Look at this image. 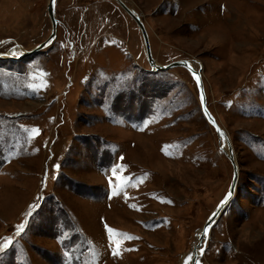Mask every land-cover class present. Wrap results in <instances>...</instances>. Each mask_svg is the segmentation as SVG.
I'll list each match as a JSON object with an SVG mask.
<instances>
[{"label":"rangeland","instance_id":"374dc122","mask_svg":"<svg viewBox=\"0 0 264 264\" xmlns=\"http://www.w3.org/2000/svg\"><path fill=\"white\" fill-rule=\"evenodd\" d=\"M122 1L235 195L119 2L0 0V264H264V0Z\"/></svg>","mask_w":264,"mask_h":264},{"label":"water","instance_id":"95a60500","mask_svg":"<svg viewBox=\"0 0 264 264\" xmlns=\"http://www.w3.org/2000/svg\"><path fill=\"white\" fill-rule=\"evenodd\" d=\"M116 1L119 2V4L126 10V12L130 16H132L134 18V20L138 23V25L141 29L143 38H144L148 61L150 63L151 68L153 69V71H156V72L165 71V70H168V69L173 68V67L182 66V67H186V68L190 69V72L194 76L196 81H197V77L199 78L200 95L201 96L203 95V100H202L203 113L206 116V118L208 119V121L213 125L216 133L218 134V136L220 138V149L223 150V152L225 154H227V157L229 158V160L233 164L234 172H233L232 184H231L226 196L224 197L223 201H225L226 197H228V199L225 203H223V204H222V202L220 203V205L216 208V210L214 211L210 220L206 223V225L204 227V230H207V234H206V232H204V236L202 237L203 240L200 243L202 244V247H203L202 250L205 251L206 247H207L208 237H209L212 226L215 224V222L219 218L220 214L226 208L227 204L231 201V199L234 197L235 192H236V188H237V184H238V180H239V168H238V164L236 161V157L234 155V149H233L232 143H231L230 138L227 135L226 131L220 126L218 121L211 114L210 110L207 107L206 96H205V93L203 91L200 73L197 70L193 69L189 63V60H186V59L177 60V61H174L170 64H166V65H161V64L156 63V61L154 60V57L152 55V49H151V44H150V40H149V35H148L147 29H146L141 17L135 11H133L131 8H129L128 5H126L122 0H116ZM55 3H56V0H49V4H48V12H49V16H50V19H51L52 25H53V31H52L51 35L49 36V38H47L46 41L39 44L36 48H34L31 51H28L25 56H29V55L34 54L35 52L45 48L55 38L56 30H57V18L55 15ZM5 57H6V59L12 58L14 60H18L17 59L18 57H14L12 55V53L7 52L5 54H0V60L2 58L4 59ZM223 138L226 139V141H227V148L222 143ZM229 193H231L230 196H229ZM197 254L195 253L193 260H192V264H196V261L198 259Z\"/></svg>","mask_w":264,"mask_h":264},{"label":"bare ground","instance_id":"6f19581e","mask_svg":"<svg viewBox=\"0 0 264 264\" xmlns=\"http://www.w3.org/2000/svg\"><path fill=\"white\" fill-rule=\"evenodd\" d=\"M28 51H25V52H23V54H25V53H27ZM4 59H6V58H4ZM3 58L1 59V60H4ZM222 143L224 144V146L227 148V141H226V139H224L223 138V141H222ZM227 152V151H226ZM205 232H206V234H207V230H205ZM203 233V235H202V237L204 236V231L202 230L201 231V233L200 234H202ZM206 236V235H205Z\"/></svg>","mask_w":264,"mask_h":264},{"label":"snow or ice","instance_id":"6c2138e0","mask_svg":"<svg viewBox=\"0 0 264 264\" xmlns=\"http://www.w3.org/2000/svg\"><path fill=\"white\" fill-rule=\"evenodd\" d=\"M197 81H198V84H199V78L197 77ZM201 99L203 100V95L201 96ZM231 195V193H229V196ZM228 197L225 198V201H222V204L225 203L227 201ZM215 215V214H214ZM109 231H112L111 229H109ZM10 243V241H9ZM4 247H7V244L4 245ZM116 253H114L115 255ZM189 259H192L191 257H189Z\"/></svg>","mask_w":264,"mask_h":264}]
</instances>
